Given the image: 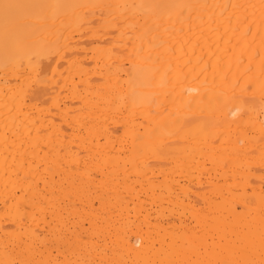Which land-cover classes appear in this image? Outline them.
<instances>
[{
  "label": "bare ground",
  "instance_id": "obj_1",
  "mask_svg": "<svg viewBox=\"0 0 264 264\" xmlns=\"http://www.w3.org/2000/svg\"><path fill=\"white\" fill-rule=\"evenodd\" d=\"M0 264H264V0H0Z\"/></svg>",
  "mask_w": 264,
  "mask_h": 264
},
{
  "label": "rangeland",
  "instance_id": "obj_2",
  "mask_svg": "<svg viewBox=\"0 0 264 264\" xmlns=\"http://www.w3.org/2000/svg\"><path fill=\"white\" fill-rule=\"evenodd\" d=\"M94 176H95V175H94ZM96 207H98V205H96ZM138 218H139V217H138ZM138 218H137V217H133V218H132L131 222H133V225H134V223H136V224L138 223V224H139L138 220L142 219V217H140V219H138ZM133 219H134V220H133ZM137 219H138V220H137ZM136 220H137V222H136ZM68 221H69V224H68V225L70 226V224H71L70 229H72L73 226H72V223H71V222L73 221V218H70ZM134 221H135V222H134ZM136 224H135L134 226H136ZM87 226H88V225L86 224L85 227H87ZM54 253H57V252L54 251Z\"/></svg>",
  "mask_w": 264,
  "mask_h": 264
}]
</instances>
